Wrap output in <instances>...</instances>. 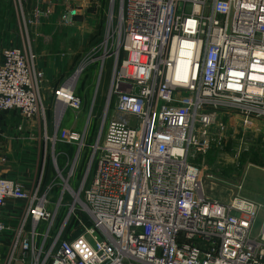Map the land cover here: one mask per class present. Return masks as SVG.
I'll list each match as a JSON object with an SVG mask.
<instances>
[{"label":"built area","instance_id":"built-area-1","mask_svg":"<svg viewBox=\"0 0 264 264\" xmlns=\"http://www.w3.org/2000/svg\"><path fill=\"white\" fill-rule=\"evenodd\" d=\"M118 2L103 42L91 51L95 59L81 61L53 91L54 135L48 136L46 75L31 44L0 52V134L1 117L16 112L43 122L47 143L76 145L74 158L52 153L58 181L45 184L44 148L31 188L0 170L3 264H264V241L252 235L263 204L208 198L204 172L191 161L193 152L226 137L220 114L264 120V0ZM49 13L36 9L29 20L23 14L26 33ZM110 60L103 127L75 189L86 132L63 128L62 120L68 109L82 110L76 84L85 69L100 63L99 86ZM55 188L62 192L50 212ZM8 200L25 208L16 228L3 217ZM62 207L69 211L59 224Z\"/></svg>","mask_w":264,"mask_h":264},{"label":"rangeland","instance_id":"rangeland-1","mask_svg":"<svg viewBox=\"0 0 264 264\" xmlns=\"http://www.w3.org/2000/svg\"><path fill=\"white\" fill-rule=\"evenodd\" d=\"M50 1L51 4L57 2L56 0ZM114 2L111 4L110 0H104L102 9L99 11V18L103 17L105 19L102 37H105L104 35L106 30H108L110 27L107 17H109L111 14V10H114V17L118 14L119 2L118 0H114ZM24 3L25 1L22 0V5ZM47 3L48 2L46 1L45 4H41L42 11L49 9V6L45 8V6L48 5ZM24 6L26 5H23V7ZM7 11L11 15V20L13 19L14 11L18 15L19 21L23 20L21 5L19 4L18 0H0V18H3ZM25 17L28 18L27 14ZM114 19V24L116 25L117 19ZM48 20L49 18L46 20V23L39 25L29 24L27 28L28 33H26L25 24L22 21V24H24V26H22L24 36L21 34V36L17 38L14 35L11 38H7L9 41L5 39L4 35L2 34L3 26L2 22L0 21V43L2 44V42L4 43L5 41V46H3L5 48L12 47L13 45L23 46L24 44L29 46L30 43L31 48L36 55L40 56V54H43L44 57L47 58V56L52 52L56 53L60 58L62 65L64 62L70 64L75 53L79 52L77 53L79 55L76 59V62L70 66L71 68L68 70V72H65L66 78H69L76 72L75 70L81 61L87 57L90 60L95 59V56H93L91 51L97 47L98 43L93 44L90 39L89 31H87V26L85 24L83 26L80 20L77 24L70 25H65L58 22L52 23ZM33 32L34 37L32 35ZM28 35L30 40L27 38ZM38 58L42 59L41 57ZM100 66L101 65L98 61L92 62L85 69L86 71L81 74L76 84L79 89L82 88V95H87V99L89 101H87L86 104L89 106V102L91 103L93 99L95 102H97V108L96 113L94 112L91 117L89 116L91 107H87V110L84 111L81 116L78 115V118L80 117L81 121L80 130L86 132L85 144L87 147L81 154V159L75 171V177L71 180V186L75 189H79L78 186L82 183L86 173L88 172L87 170H89L92 149L97 143L99 139V133L103 127L106 95L109 90L108 84L112 77L113 70H111L109 65L107 66L108 71L107 73L104 72L102 81L98 86L101 73ZM98 87V95L97 98H95ZM53 91L54 89H52V91L47 90V92H45L47 96L49 95L45 103L47 106L49 105V109L51 108V110L55 111V107L53 105L54 99L52 98V95L54 97ZM101 98L103 100L101 102L102 107L100 108L99 103ZM112 107L113 106H111V112L109 113L108 119H110L112 115ZM102 109L103 111H101ZM69 114L66 112L65 116L63 117L62 126L65 125L68 117L69 121L73 122V120H75L76 114L72 110L69 112ZM219 117H222V119H224L227 123L228 129L226 132V137H217V144L211 150L206 152H193L191 161L204 172L203 179L204 184L206 185V195L208 198L218 202H230L236 196H241L263 204V208L257 216L258 219L252 232L254 238L262 241V231L264 229V120H246V118L241 117L236 111H233V113L230 115L220 114ZM51 135H54V130L52 131V128L49 124L48 136ZM42 139V147L44 150L46 149L49 165L52 153L55 151L56 155H58L60 152L56 150L57 144L54 145L51 140H49L47 143L44 138ZM84 154H88V156L85 157ZM63 162V158H59L60 167L62 166ZM90 171L91 179L95 173V165L91 167ZM53 180L58 181L57 172L52 175L51 181ZM61 192V190L55 188L50 194V204L48 205V210L50 212H54L56 210L55 205L59 200ZM68 199L72 201L70 196ZM68 211L69 207L61 208L57 223H63L62 221L67 216ZM75 226V224L72 225V228H75ZM39 230L44 232L45 227L42 226ZM55 231L56 229L53 232ZM7 239H2L1 236L0 242L2 240L6 241ZM5 250L6 249L3 248V243L0 244V264L4 263ZM16 264L23 263L18 261Z\"/></svg>","mask_w":264,"mask_h":264},{"label":"crops","instance_id":"crops-1","mask_svg":"<svg viewBox=\"0 0 264 264\" xmlns=\"http://www.w3.org/2000/svg\"><path fill=\"white\" fill-rule=\"evenodd\" d=\"M25 3L23 5H26L23 7V11L21 10L22 16L24 14L25 19L32 18L34 11L36 9H42L41 4H45L46 1L48 2L45 6H49V15L46 18H42L41 24L46 23L47 19L48 21L63 23L65 25L67 24H77L79 20L82 22L83 26L84 24L87 26V31H89L90 36L94 34L96 31V27L98 25V19L100 17V9H102V4L104 0H56L54 4H51L50 0H24ZM13 19L11 20L10 14L7 11L5 16L3 18H0V21L2 22L3 26V32L5 39L11 38L12 36H16L19 38L22 34L24 36L23 28L24 24H22V21H19L17 13L14 11L13 13ZM27 14L28 18L25 17ZM24 22V21H23ZM89 25V26H88ZM13 29V31H12ZM23 32V33H22ZM34 37V32H33ZM28 40L29 35L27 36ZM8 40V39H7ZM9 41V40H8ZM5 41L2 44L0 43V52L5 48ZM81 52V51H80ZM53 53V52H52ZM49 54L46 57H44L43 54H40L38 57H44L42 59L38 58V67L45 72L46 80L44 83V88L46 89L45 92L52 91V89H57L64 80L66 79L65 72H68V70L71 68L70 66L76 62V59L78 58L76 52L74 57L72 58V61L70 64L64 62L63 65L60 62V58L57 56L56 53ZM66 63V64H65ZM82 89V88H81ZM77 87L76 93L77 95L82 99V110L75 112L72 109H68L66 112L69 114V112L72 110L75 114V120L69 121V117L67 119V122L63 126V128H69L75 132L82 133L83 131L80 130V117L78 118V115L81 116L84 111L87 110V107H91L90 117L93 114L94 109H96L97 102H95V107L93 108V99L91 103L89 102L86 104L87 101V95H82V90ZM46 95V94H45ZM49 95H46V98H48ZM53 98V95H52ZM54 99V98H53ZM47 100V99H46ZM99 107H102L101 102L99 103ZM92 105V106H91ZM102 111V110H101ZM81 113V114H80ZM54 110H51V108L48 110V122H50V126L53 128V117H54ZM66 114V113H65ZM70 115V114H69ZM52 120V121H51ZM2 123V133L0 134V148H1V157L2 160L0 162V170L2 173L6 174L9 177L17 178L19 179L26 188H31L33 183L37 180L39 177V170L41 169V164L43 161V137H44V125L43 122H41L39 119H36L34 121L28 122L22 119V117L16 113H7L2 116L1 119ZM19 126H22V129H19ZM49 131V127H48ZM68 144V143H66ZM66 144L62 143L63 146H66ZM68 145H74L75 151L71 155L69 151H65L66 147L58 149L59 152L68 153L72 158H74V154L76 152V145L75 144H68ZM85 157L88 156V154H84ZM54 174L53 168L49 169L46 174L45 181H48L50 183L52 179V175ZM25 208L23 207L22 202L20 201H13L8 200L5 204V208L3 210V217L5 219L6 224H8L12 228H16L18 226V221L22 214L24 213ZM263 233V231H262ZM10 234H6V236H9ZM7 239V238H6ZM6 241L2 240L0 244H4Z\"/></svg>","mask_w":264,"mask_h":264},{"label":"trees","instance_id":"trees-1","mask_svg":"<svg viewBox=\"0 0 264 264\" xmlns=\"http://www.w3.org/2000/svg\"><path fill=\"white\" fill-rule=\"evenodd\" d=\"M99 21H98V25H97V27H96V31L94 32V34H92L91 36H90V39H91V41L93 42V44H97V46L98 45H100V43H102L103 42V38L104 37H102L103 36V32H104V25H105V19L103 18V17H101V18H99L98 19ZM121 57H123V56H121ZM112 64H113V60H110V61H108V65L110 66V67H112ZM102 98H101V101L100 102H102ZM94 112L96 113V109H94V111H93V114H94ZM92 114V115H93ZM98 115V114H97ZM1 119H2V117H1ZM67 146V147H66ZM66 146H63L62 145V143H57V149L56 150H60L61 148H63V147H66V148H64V149H67V151H69L70 152V154L72 155L73 153H74V151H75V147H74V145H68V144H66ZM66 151V150H65ZM51 167H52V163H51V160H50V163H49V165H48V162H47V167H46V169H45V171H46V174H47V171H49V169H51ZM92 179V178H91ZM91 179L89 180V184H90V181H91ZM45 184H48V181H45Z\"/></svg>","mask_w":264,"mask_h":264},{"label":"bare ground","instance_id":"bare-ground-1","mask_svg":"<svg viewBox=\"0 0 264 264\" xmlns=\"http://www.w3.org/2000/svg\"><path fill=\"white\" fill-rule=\"evenodd\" d=\"M211 195V194H210ZM216 196V195H215ZM262 240L264 241V229H263V233H262Z\"/></svg>","mask_w":264,"mask_h":264},{"label":"water","instance_id":"water-1","mask_svg":"<svg viewBox=\"0 0 264 264\" xmlns=\"http://www.w3.org/2000/svg\"><path fill=\"white\" fill-rule=\"evenodd\" d=\"M135 92H136V93H139V88H136Z\"/></svg>","mask_w":264,"mask_h":264}]
</instances>
